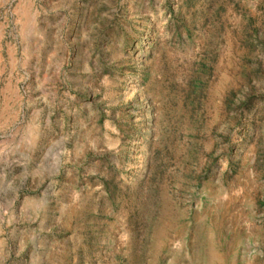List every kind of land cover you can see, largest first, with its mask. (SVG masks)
Instances as JSON below:
<instances>
[{
	"label": "rangeland",
	"instance_id": "374dc122",
	"mask_svg": "<svg viewBox=\"0 0 264 264\" xmlns=\"http://www.w3.org/2000/svg\"><path fill=\"white\" fill-rule=\"evenodd\" d=\"M0 264H264V0H0Z\"/></svg>",
	"mask_w": 264,
	"mask_h": 264
}]
</instances>
